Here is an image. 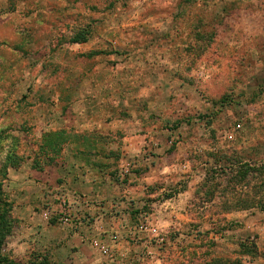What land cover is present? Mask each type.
Returning <instances> with one entry per match:
<instances>
[{
	"label": "rangeland",
	"instance_id": "rangeland-1",
	"mask_svg": "<svg viewBox=\"0 0 264 264\" xmlns=\"http://www.w3.org/2000/svg\"><path fill=\"white\" fill-rule=\"evenodd\" d=\"M60 131L57 164L33 169ZM15 152L18 263L264 264V213L227 209L231 169L264 164V0H0L1 177Z\"/></svg>",
	"mask_w": 264,
	"mask_h": 264
},
{
	"label": "trees",
	"instance_id": "trees-1",
	"mask_svg": "<svg viewBox=\"0 0 264 264\" xmlns=\"http://www.w3.org/2000/svg\"><path fill=\"white\" fill-rule=\"evenodd\" d=\"M90 38V31L88 29H83L77 32L74 37L70 39L71 44H77V45H84L89 42ZM97 56V55H109V53L104 52H98V53H92L91 56ZM69 131H60V132H53L50 136H44L43 140H41V143L38 145V150L33 153L34 155H31L33 169L38 171H43L45 165L47 166H53L56 165V159H58L61 152L66 148L69 140ZM75 137V136H73ZM83 155V153H80ZM44 159L46 161H44ZM22 159L17 156V153H8V157L6 158V167L4 171L2 172L3 177L0 176V195L5 197L4 193V181L7 174H8V168L13 167L14 169H19L22 166ZM44 161V162H43ZM221 172H224L223 170H220ZM236 172V178H239L236 182L239 186L243 188L249 189L250 188V177L257 176L259 178H262V181L259 186H257L259 189L254 194V197L252 195H249L248 192H243L242 190H237L231 192V195L234 194V192L238 193L240 196L239 200H235L234 203L228 202V213L229 212H238V211H246L252 208H257L261 212L264 213V164L262 165H255L253 166L250 163H239L236 167V170L231 169V173ZM250 180V181H249ZM241 183H245V185H241ZM238 189V188H237ZM263 194V195H262ZM172 198V197H169ZM6 198H4L5 200ZM3 209L0 211V264H22L18 263L13 259L7 258L3 255L2 250L3 246L5 244L6 238L11 235L10 230V223H9V213L10 208L7 202H4ZM1 203V202H0ZM250 243V244H247ZM240 249L242 254L251 256L253 259L258 258L260 251L258 248V245L256 243L251 242L250 240L244 241L240 243ZM24 264H37V262H27Z\"/></svg>",
	"mask_w": 264,
	"mask_h": 264
},
{
	"label": "built area",
	"instance_id": "built-area-1",
	"mask_svg": "<svg viewBox=\"0 0 264 264\" xmlns=\"http://www.w3.org/2000/svg\"><path fill=\"white\" fill-rule=\"evenodd\" d=\"M68 222H69L68 218L65 219V223H68ZM151 230H152V229H151ZM152 232L156 234V235H155L156 238H160V241H161V242H163V241L165 240L164 237H162V235L158 233V230H157V229H153ZM93 245H94L97 249H99V251H100L103 255H106V256H107V255L110 254V249H109L108 247H106L105 245H102L101 243H99V242H97V241H95V242L93 243Z\"/></svg>",
	"mask_w": 264,
	"mask_h": 264
}]
</instances>
